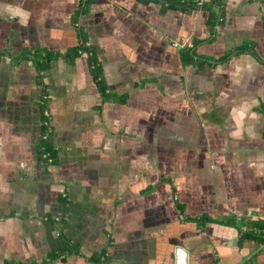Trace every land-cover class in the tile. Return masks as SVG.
<instances>
[{
    "label": "crops",
    "instance_id": "crops-1",
    "mask_svg": "<svg viewBox=\"0 0 264 264\" xmlns=\"http://www.w3.org/2000/svg\"><path fill=\"white\" fill-rule=\"evenodd\" d=\"M186 1L0 0V264H263L264 0Z\"/></svg>",
    "mask_w": 264,
    "mask_h": 264
},
{
    "label": "trees",
    "instance_id": "trees-1",
    "mask_svg": "<svg viewBox=\"0 0 264 264\" xmlns=\"http://www.w3.org/2000/svg\"><path fill=\"white\" fill-rule=\"evenodd\" d=\"M160 1L163 3H167L168 6L170 7H180L182 9L185 8H192L196 4L190 1L186 0H156ZM92 0H81L79 9L77 10L76 16V25L79 28V22L78 19L79 17L84 14L88 8ZM206 7V6H205ZM208 8V7H207ZM210 23H216L217 22V17L214 16V14L211 12L210 18H209ZM80 29V28H79ZM249 43H245L242 46L236 48L233 52L229 53L228 55L224 56L223 59H226L228 57H231L233 55H238L240 53H243L247 51L249 48ZM87 53L88 54V60L91 66V70L93 72V75L95 78L101 82L102 81V70L100 68V65L98 64L95 51L91 46H88L86 44H81L77 47L69 49L66 53L64 54H59L58 52H53V51H40V50H33L31 53H28V56L33 60L35 63L36 67L38 70L41 72L45 69H47L51 63L56 60L59 57H67L69 60L73 61L76 57L81 56L82 54ZM194 57L193 50L192 49H187L183 51V58H185V61H192ZM103 93L107 94V90L103 87ZM262 110L264 113V103L262 105ZM49 149H51L52 154L54 156V151L52 149V146L50 142L48 143ZM209 221V218L206 217H200L198 218L197 222L199 225H204ZM225 224L228 225H233L236 226L239 229L241 239H251L254 240L260 244H264V220L257 219V220H238L236 217H231L228 218L225 222ZM246 227V228H245ZM105 251L103 250L101 252V256L103 257L105 255ZM107 259V258H105ZM264 264V262H263Z\"/></svg>",
    "mask_w": 264,
    "mask_h": 264
},
{
    "label": "built area",
    "instance_id": "built-area-1",
    "mask_svg": "<svg viewBox=\"0 0 264 264\" xmlns=\"http://www.w3.org/2000/svg\"><path fill=\"white\" fill-rule=\"evenodd\" d=\"M174 45L178 46L179 44L175 42ZM41 103L43 105L41 156L48 163H52L54 161V156L51 149H49L48 143L50 142V136L53 133V122L49 106V94L46 91L42 94ZM262 247L264 248V244H262Z\"/></svg>",
    "mask_w": 264,
    "mask_h": 264
},
{
    "label": "water",
    "instance_id": "water-1",
    "mask_svg": "<svg viewBox=\"0 0 264 264\" xmlns=\"http://www.w3.org/2000/svg\"><path fill=\"white\" fill-rule=\"evenodd\" d=\"M174 257V264H190V254L184 246L175 245Z\"/></svg>",
    "mask_w": 264,
    "mask_h": 264
}]
</instances>
